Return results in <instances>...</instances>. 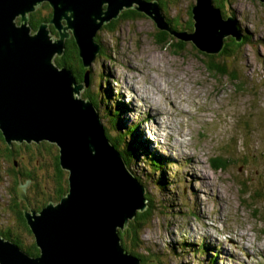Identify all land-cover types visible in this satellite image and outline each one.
I'll return each mask as SVG.
<instances>
[{"label":"rangeland","instance_id":"1","mask_svg":"<svg viewBox=\"0 0 264 264\" xmlns=\"http://www.w3.org/2000/svg\"><path fill=\"white\" fill-rule=\"evenodd\" d=\"M223 3L224 13L234 18L246 38L234 53H222V49L219 56L215 54L220 52L212 54L215 62L228 69L226 75L209 71L205 63L209 54L190 39L180 41L157 28L148 15L135 11L138 15L118 20L114 29L97 31L95 40L102 51L87 67L91 79L78 94L89 97L90 102L93 96V105L96 93L100 98L105 94L107 101L96 108L99 116L103 114L102 125L111 135L119 131L113 136L116 147L125 151L130 144L136 152L133 166L136 164L135 172L146 185L141 183L146 208L150 205L152 210L142 233L145 250L139 249L151 251L148 264H208L211 259L213 264H264V3ZM193 5L196 0H177L164 9L167 19L177 20L176 31L189 24ZM159 37L166 41L159 44ZM230 39L226 36L225 42ZM60 56L56 54L54 59ZM128 75V80L124 79ZM127 81L134 91L127 88ZM158 82L166 86V94L157 91ZM147 94L161 99L153 103L160 113L157 119L148 117L143 103L150 101ZM171 95L177 108L172 99H165ZM110 109L118 114L115 130L103 117ZM161 111L171 114V127L162 122ZM31 142L33 151L19 144L16 160L35 170L42 162L44 165L46 149ZM149 153L165 160L163 166L155 167V173L142 162H148ZM190 156L200 159L198 166ZM216 157L226 159L224 167H212ZM3 162L7 169L10 164ZM51 171L49 165L45 170L42 167L39 179L45 176L46 181ZM9 185L6 179L0 184V204L5 206L0 207V228L15 222L7 208L12 199ZM20 188L30 196L26 185ZM217 190L225 199L221 210L216 203Z\"/></svg>","mask_w":264,"mask_h":264},{"label":"water","instance_id":"2","mask_svg":"<svg viewBox=\"0 0 264 264\" xmlns=\"http://www.w3.org/2000/svg\"><path fill=\"white\" fill-rule=\"evenodd\" d=\"M43 2L52 7L54 40L48 23L36 31L28 24V14ZM125 8L143 12L157 28L190 39L208 54L218 53L228 35L242 38L234 18H224L212 0H196L194 31L187 33L170 28L157 0H0V130L9 145L56 144L69 171L64 170L67 192L57 202L24 210L39 255L30 256L0 235V264H140L122 246L118 229L146 208L144 187L106 137L95 105L78 95L100 52L97 31ZM70 34L87 68L83 83L53 61ZM19 194L27 200L21 188Z\"/></svg>","mask_w":264,"mask_h":264},{"label":"trees","instance_id":"3","mask_svg":"<svg viewBox=\"0 0 264 264\" xmlns=\"http://www.w3.org/2000/svg\"><path fill=\"white\" fill-rule=\"evenodd\" d=\"M152 1V0H148ZM173 1L177 0H157L159 7L161 9L162 14L165 17L166 22H168L170 28L176 30L177 28V20L174 18L167 19L165 16L164 9L168 7V4ZM224 1L226 0H212V4L214 7L218 8L220 10L221 15L224 18H227V14L224 13L223 10V5ZM192 6L190 7L191 11ZM45 9L47 10V14H43L42 10ZM136 10L133 8H128V9H123L118 17L112 18L108 23H104L100 29L105 28V29H114L115 24L118 23V20H121L122 18L124 19H129L135 15H138ZM191 16H189V24L187 27H182L181 32H191L194 29V19L192 17V11H191ZM29 25L32 28V31H36L39 27V25L42 22L48 23V28L51 32V34H56L54 31L53 24L49 23L50 19L52 18V7L49 5L48 2H43L41 5H39L34 11H32L29 14ZM175 21V22H174ZM238 28V25H237ZM239 30V29H238ZM179 31V30H178ZM241 33V30H240ZM242 34V39L241 40H236L233 36H231L230 40H227L225 42V37H224V45L222 47V53L226 54H231L236 51L237 46L246 40L244 37L243 33ZM180 40V39H179ZM97 41V40H96ZM166 41V38H161L159 37L157 39V42L159 44H163ZM181 41V40H180ZM100 44V42H98ZM171 44V43H170ZM177 47H180V45L175 44ZM173 46V44H172ZM101 47V46H100ZM102 51V47L100 48V52ZM219 51V52H220ZM99 52V53H100ZM218 53L215 55H220L222 53ZM231 52V53H230ZM101 54V53H100ZM208 54V53H207ZM215 55L209 54L207 55L208 61L205 62L207 69L209 71H215L217 73H220L221 75H226L228 72V69L225 67L224 64L220 63L219 61L215 62L214 57ZM54 63L58 67H66L69 70H71L75 81L77 83H83L84 82V75L87 70L86 67H84L82 63V59L79 55V50L78 46L76 44L75 38L72 34L65 39L64 42V51L61 54L60 57H55ZM91 79V75L89 74V81ZM236 76L234 75L232 77V80H235ZM84 96V95H83ZM91 96V95H90ZM96 104L95 107L98 109L100 103H105L107 101V96L105 94L101 95V98L99 97V94L96 93ZM84 99H89L86 97H83ZM91 102L94 103L93 96L91 97ZM121 108V107H119ZM122 109V108H121ZM109 114H104V118H108V126L111 130H115V128L119 127L117 123L119 122L118 120V114L116 113L115 109L114 110H108ZM103 115V114H102ZM100 115V116H102ZM120 124V123H119ZM107 126V127H108ZM104 130H105V135L110 141L111 145L120 153L121 157L123 158L128 171L137 179V181L143 185H145L143 182H141L142 178L139 174L135 172V167L136 164L133 166L132 159L135 158L136 152L135 150L130 146V144L126 145L125 151L120 149L119 147H116L114 145V139L113 136L115 134H118L119 131L113 135L109 134L107 130L105 129V126L103 125ZM120 134H122L120 132ZM123 135V134H122ZM32 142H12L11 145H9L1 130H0V184L4 183V180H8L10 185H9V191L10 195L12 197L11 199V205L8 207L10 208V211L13 213L15 217V222L13 224L6 225L5 227L0 228V235L3 236L4 238L13 241L15 244H17L22 250H24L26 253H28L30 256H38L39 255V249L35 244L33 234L28 227L26 220L24 218V210H29L30 207H33L35 211H39L43 206H45L48 202H57L65 192H67L68 189V174L67 178L64 175V170L68 171L67 169L63 168L60 162V153H59V148L57 146V149H55V152L53 153L51 150L54 147L52 142L50 141H40V142H35V144L39 146H43L46 149V156H43L45 163L43 165V162L40 164V167L35 168H28L24 163H18L17 155L18 152L20 151V146L19 144H25L27 149L30 150V145ZM36 147L40 150V147ZM33 151V150H30ZM128 153V155H127ZM150 155L147 156L148 162L143 159L142 162L144 163V166L147 167V169L151 173H155L157 170L155 167L157 165L161 164L163 166L164 161L162 156H157L152 153H149ZM217 160H213L212 167L214 169L222 168L224 167V161L226 160L225 158L222 159L220 157H216ZM9 163V166H6L7 169L4 167V162ZM167 163V162H166ZM138 164V163H137ZM46 165H49V168L51 167V172H48L46 174V181L44 180V177L39 179V173L42 171V167L45 170ZM39 168V169H38ZM38 169V170H37ZM69 173V171H68ZM41 176V175H40ZM42 177V176H41ZM47 183V185L45 184ZM141 184V185H142ZM22 185H26L27 194H29V191H31V194H35L36 197L32 198V195L27 198V200L20 198L19 194V188ZM146 187V185H145ZM66 194V193H65ZM64 194V195H65ZM146 196V194H145ZM20 199L22 200V203H20ZM147 203V202H146ZM23 207L24 209H16V207ZM0 207L3 209L5 206L0 204ZM152 217V210L150 208V205L143 211H137L136 215L130 219L127 223L126 226H124L123 229H118L119 237L122 243V246L124 249H126L128 252L132 253L133 255L137 256L140 258V264H148L149 261V251H145V253H142L139 249L142 247L143 250H145V245L143 242L142 238V233L145 228V226L149 223ZM204 245V244H202ZM175 246V245H174ZM185 246V243H184ZM203 246L200 247L199 251H202ZM214 259H211L208 264H213Z\"/></svg>","mask_w":264,"mask_h":264},{"label":"bare ground","instance_id":"4","mask_svg":"<svg viewBox=\"0 0 264 264\" xmlns=\"http://www.w3.org/2000/svg\"><path fill=\"white\" fill-rule=\"evenodd\" d=\"M181 33H187L186 31L185 32H181ZM56 55V54H55ZM54 55V56H55ZM132 67V66H131ZM133 68L135 69V70H137V71H140L141 72V70H140V68L138 67L137 68V66H133ZM133 69V70H134ZM128 77H129V75L128 76H126V77H124V79H126V80H128ZM156 83V82H155ZM133 88V85L132 84H130V82L129 81H127V88ZM156 88H157V91H159V92H162L163 94H166V91H165V89H166V86L164 87L163 85H162V83H160V82H158L157 83V85H156ZM131 91H134V88L131 90ZM184 91H186V90H184ZM145 91L143 90V91H141V93H142V98H144V95L146 96V94H143ZM154 94H156V92H154ZM154 94H147V96H148V98H149V100L151 101H144L143 103L145 104V105H147V108H145L146 110H147V112H148V117L149 116H151V118H153V119H157L159 116H160V113L159 112H157L158 110H156V108H155V104H158L159 102H160V98H156L155 96H154ZM140 96H141V94H140ZM180 98H181V96H179ZM196 97V96H195ZM146 98V97H145ZM165 99H172V104L174 105L175 103H174V96L173 95H171V96H166V98ZM166 101V100H165ZM164 102V101H163ZM167 102V101H166ZM153 103H155V104H153ZM172 106V105H171ZM175 107L174 108H177L176 107V105H174ZM168 109V108H167ZM178 110V109H177ZM161 114H164V119H163V121L162 122H164L167 126H169V127H171V121H170V115L169 116H167V115H165V114H167L166 112H162L161 111ZM167 118V119H166ZM163 123V124H164ZM156 125H157V127H159L160 125L158 124V121H156ZM164 126V125H163ZM162 126V127H163ZM160 135V134H159ZM173 136V135H172ZM160 137V136H159ZM110 142V141H109ZM188 157V156H187ZM190 158H191V156H190ZM196 158V159H195ZM191 159H193V161H194V163H193V165L194 166H198V164H199V161H200V159H198V157H192ZM191 161V160H190ZM198 163V164H197ZM195 164H197V165H195ZM128 170V169H127ZM126 170V171H127ZM205 180H207V179H205ZM144 197L146 198V196L144 195ZM216 203H217V207H218V209L219 210H221V208H222V205H223V202L225 201V199L224 198H222L221 197V194L219 193V190H217V193H216ZM243 238H244V236H243Z\"/></svg>","mask_w":264,"mask_h":264},{"label":"flooded vegetation","instance_id":"5","mask_svg":"<svg viewBox=\"0 0 264 264\" xmlns=\"http://www.w3.org/2000/svg\"><path fill=\"white\" fill-rule=\"evenodd\" d=\"M263 3H264V2H263ZM38 6H39V5H38ZM38 6H37V7H38ZM105 6H106V5H104L102 8H105ZM29 14H30V13H29ZM29 14H28V21H29V19H30ZM18 20L20 21V17H17V18H16V21H17V22H18ZM53 27H54V26H53ZM54 31H55V29H54ZM55 32H56V31H55ZM56 34H57V33H56ZM57 35H58V34H57ZM66 39H67V38H66ZM19 189H20V188H19ZM19 191H20V190H19ZM26 197H27V196H26ZM27 198H28V197H27ZM20 203H22V200H21V199H20ZM10 205H11V203H9V205L7 204L8 207H10ZM8 207H7V208H8ZM19 208L24 209V206H23V207H18V206L16 207V209H19ZM29 209H33V210H35L33 207H30ZM9 210H10V208H9ZM27 210H28V209H27ZM11 214H12V212H11ZM1 218H2V217L0 216V219H1ZM14 219H15V217H14ZM8 225H9V224H8ZM5 226H6V225H5ZM5 226H4V227H5Z\"/></svg>","mask_w":264,"mask_h":264}]
</instances>
